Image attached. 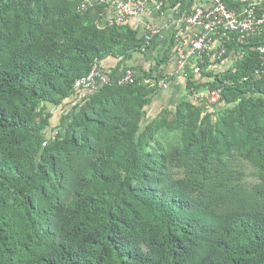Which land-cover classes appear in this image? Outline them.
<instances>
[{"label":"trees","instance_id":"trees-1","mask_svg":"<svg viewBox=\"0 0 264 264\" xmlns=\"http://www.w3.org/2000/svg\"><path fill=\"white\" fill-rule=\"evenodd\" d=\"M80 1L0 0V264H264L261 39L204 56L183 91L164 71L173 24L146 47ZM137 1L189 13L199 0ZM104 59L106 81L70 105ZM161 81L176 98L148 113ZM205 88L220 100L192 99Z\"/></svg>","mask_w":264,"mask_h":264},{"label":"built area","instance_id":"built-area-1","mask_svg":"<svg viewBox=\"0 0 264 264\" xmlns=\"http://www.w3.org/2000/svg\"><path fill=\"white\" fill-rule=\"evenodd\" d=\"M245 2L242 10H235L229 8L224 0H199L186 13L180 3L163 12L162 1L149 4L137 0H81L79 10L87 11L94 4H104L102 19L107 25L128 22L130 18L146 13L149 17L141 25L146 47L155 39L163 40L173 24L174 51L170 55V62L175 63V70L169 75L177 79L191 73L199 74L204 56L212 61L221 60L229 51L228 44L231 42L245 44L249 43V39L258 37L261 39L258 46L260 66L254 74L255 78H260L264 76V0ZM134 77L135 70L126 67L118 82H132ZM106 78L102 61L96 60L87 75L76 79L74 90H95ZM159 87H166V82L161 81ZM221 95L220 88H205L194 90L191 97L195 101L213 105L220 100Z\"/></svg>","mask_w":264,"mask_h":264},{"label":"crops","instance_id":"crops-1","mask_svg":"<svg viewBox=\"0 0 264 264\" xmlns=\"http://www.w3.org/2000/svg\"><path fill=\"white\" fill-rule=\"evenodd\" d=\"M240 1V0H237ZM243 1V0H241ZM148 15L146 13H142L139 17L136 18H130L128 20V23L131 24L134 28L136 29H140L141 30V25L142 23L148 19ZM166 31V30H165ZM162 43V42H161ZM160 43V44H161ZM159 44L155 46V49H159ZM154 49V50H155ZM156 52V51H155ZM155 55L150 53L149 58H152ZM116 60L113 59H104L102 61V65L105 68V71H108V69H110V67H112L113 65H115ZM140 63L141 65H143L145 68L149 67L150 61L147 59H140ZM225 67V66H224ZM175 70V63L174 62H168L165 66H164V71L167 73L173 72ZM122 73V71H121ZM121 75V74H120ZM183 76L179 78V81H177V85H179L178 87H181V89L184 91L183 89ZM181 85V86H180ZM161 88V87H160ZM176 88H174L173 90L168 88V89H162L161 91L153 97V99L151 100L150 106L148 107V113H152L154 112L155 109H158L159 106H161L162 104H165L166 102L169 101L170 97H174L176 98ZM88 91L86 89H82L80 90V92H77V95H75L73 97V99H76L75 101L72 100V98L69 100L70 105L74 104L75 102H77L82 96H84ZM79 93V94H78ZM183 94H181L180 96H182ZM78 97V98H77ZM170 100H172V98H170ZM55 112V117L53 119V123L56 124L60 118V115L62 113V108H57Z\"/></svg>","mask_w":264,"mask_h":264},{"label":"rangeland","instance_id":"rangeland-1","mask_svg":"<svg viewBox=\"0 0 264 264\" xmlns=\"http://www.w3.org/2000/svg\"><path fill=\"white\" fill-rule=\"evenodd\" d=\"M184 80V79H183ZM179 81V78L177 79ZM166 82V81H165ZM168 87V83L166 82V87H161L162 89H166Z\"/></svg>","mask_w":264,"mask_h":264},{"label":"clouds","instance_id":"clouds-1","mask_svg":"<svg viewBox=\"0 0 264 264\" xmlns=\"http://www.w3.org/2000/svg\"><path fill=\"white\" fill-rule=\"evenodd\" d=\"M75 91V90H74ZM76 92H78V91H76Z\"/></svg>","mask_w":264,"mask_h":264}]
</instances>
